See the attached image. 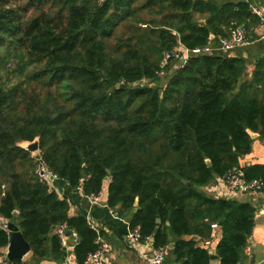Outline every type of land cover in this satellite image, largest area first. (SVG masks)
Returning a JSON list of instances; mask_svg holds the SVG:
<instances>
[{
    "label": "trees",
    "instance_id": "trees-1",
    "mask_svg": "<svg viewBox=\"0 0 264 264\" xmlns=\"http://www.w3.org/2000/svg\"><path fill=\"white\" fill-rule=\"evenodd\" d=\"M257 23L242 1L0 0V217L34 261L64 259L59 226L75 233L78 264L102 242L38 181V157L84 196L107 181V206L166 247L165 264H210L211 224L219 264H243L254 207L200 188L234 167L246 181L264 179V165L240 164L253 141L247 130L264 135V57L249 78L242 59L224 54L170 61L163 78L157 71L178 45L203 48ZM142 80L149 84L132 85ZM34 138L37 156L18 146ZM8 242L0 228V258Z\"/></svg>",
    "mask_w": 264,
    "mask_h": 264
},
{
    "label": "crops",
    "instance_id": "crops-1",
    "mask_svg": "<svg viewBox=\"0 0 264 264\" xmlns=\"http://www.w3.org/2000/svg\"><path fill=\"white\" fill-rule=\"evenodd\" d=\"M217 3L238 2V0H214ZM249 3L260 9L264 14V0H247ZM251 32H255L257 25L247 27ZM212 51L217 54L238 57L246 63V78H249L254 69L255 63L264 57V40L254 41L247 45L239 46L230 51L221 52L217 42H212L210 45ZM240 164L245 166L264 165V135L253 139L250 152L240 159ZM50 190H53L60 199L67 201L69 205L68 214L70 216H83L95 227H97L100 239L103 243L110 246V259L113 264H148V249L141 242L128 243L124 239V235L129 229V219L131 213L125 217H118L115 210L109 208L107 204L102 205L105 200L106 189L108 182L103 185L101 201L99 204L90 205L85 196L78 189H69L65 182L60 179L49 180L47 182ZM202 192L213 198L219 199H234L238 202L249 203L255 209V214L261 215L264 212V193H239L228 195L225 191V186L222 177L200 188ZM260 211V212H259ZM0 222H5L0 217ZM264 224L255 223L251 235L247 240L244 249L243 264H264ZM220 238V230L216 231ZM76 235L66 234L65 257L63 260L57 261L52 258L43 261H34L30 253L21 260L23 264H78L73 249L76 243ZM185 239H192L185 237ZM198 241V238H194ZM202 246V242H199ZM215 247H207L208 251L215 253ZM7 248V247H6ZM6 248L2 250V254L6 255ZM84 264V263H82ZM210 264H219V259L210 260Z\"/></svg>",
    "mask_w": 264,
    "mask_h": 264
},
{
    "label": "built area",
    "instance_id": "built-area-1",
    "mask_svg": "<svg viewBox=\"0 0 264 264\" xmlns=\"http://www.w3.org/2000/svg\"><path fill=\"white\" fill-rule=\"evenodd\" d=\"M194 1V0H190ZM247 3L250 13L258 19L257 28L255 32H251L244 24L234 25L229 31V34L226 38L218 36L216 39L217 44L220 47V51H230L236 47L247 45L254 41L264 40V14L263 12L249 3L247 0H238ZM211 44L203 48H193L186 49L182 45L174 47L171 51L163 54L162 59L159 63V70L157 71L158 77L163 78L166 75V67L170 61H178L179 66L185 64L188 57H195L200 55H212L214 53L210 47ZM38 153L32 155L37 156ZM34 174L36 175L38 181L48 182L49 180L58 179L57 176L51 173L44 162L36 158V164L34 168ZM225 186V191L228 195H234L239 193H264V179H253L251 181H246L243 179V173L238 168L230 169L226 175L222 178ZM81 191V189H78ZM102 191L97 194L86 195L85 198L90 205L99 204L101 201ZM91 228L95 230L94 225L89 222ZM0 228L7 230V222H0ZM211 232L209 239L203 243L204 247L216 246L219 241V237L216 234L218 226L216 224L210 225ZM65 226H59L56 229V234L60 238L62 247L68 248L66 245V235H65ZM264 233V230H263ZM71 235L75 236V233L71 232ZM99 239V238H98ZM124 239L128 243H138L141 242L148 249V264H165L168 252L166 247H154L152 243V238L142 237L138 228L128 229L124 235ZM70 250H73L72 248ZM111 249L110 246L99 242V246L95 251L89 253L85 260L84 264H113L111 259ZM0 264H10L4 254L0 258Z\"/></svg>",
    "mask_w": 264,
    "mask_h": 264
},
{
    "label": "water",
    "instance_id": "water-1",
    "mask_svg": "<svg viewBox=\"0 0 264 264\" xmlns=\"http://www.w3.org/2000/svg\"><path fill=\"white\" fill-rule=\"evenodd\" d=\"M214 37L210 36L209 40L213 41ZM120 87H123L122 84H120ZM247 134L250 136L251 139L256 138V134L250 132L247 130ZM20 148L23 150L27 151L29 154L34 155L39 152V139L34 138L32 141H24L18 144ZM207 166H210V162L206 160ZM246 192H243L245 194ZM103 206L106 205V202L102 203ZM137 206V199L134 201V207ZM260 212V211H259ZM259 214H254V223L257 224H264V212L262 211ZM14 214H17L16 212ZM156 223L159 224L160 220L156 219ZM168 225V223H166ZM7 233H8V238L9 242L6 248V258L8 261H13V260H22L23 257L28 255L30 253V247L28 243L23 239L20 231L18 228L12 224V223H7ZM172 245L170 244L168 248H171ZM210 260L217 259V256L213 254L212 251H208Z\"/></svg>",
    "mask_w": 264,
    "mask_h": 264
},
{
    "label": "rangeland",
    "instance_id": "rangeland-1",
    "mask_svg": "<svg viewBox=\"0 0 264 264\" xmlns=\"http://www.w3.org/2000/svg\"><path fill=\"white\" fill-rule=\"evenodd\" d=\"M173 61H174V64L173 65H175V67H177L179 65L178 64V61H176V60H173ZM163 80H165V79H159V81L153 82L152 83V86H157V85H159V83L160 84L163 83ZM146 84H149V82L147 80H142V81L134 82L132 85L133 86H138V85L139 86H142V85H146Z\"/></svg>",
    "mask_w": 264,
    "mask_h": 264
}]
</instances>
